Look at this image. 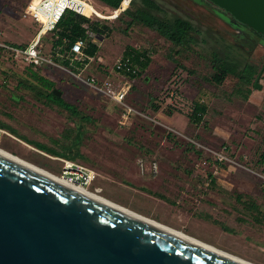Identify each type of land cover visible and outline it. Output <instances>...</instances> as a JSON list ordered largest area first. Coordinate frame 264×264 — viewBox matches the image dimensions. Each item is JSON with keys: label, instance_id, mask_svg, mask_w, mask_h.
I'll list each match as a JSON object with an SVG mask.
<instances>
[{"label": "rangeland", "instance_id": "1", "mask_svg": "<svg viewBox=\"0 0 264 264\" xmlns=\"http://www.w3.org/2000/svg\"><path fill=\"white\" fill-rule=\"evenodd\" d=\"M29 1L0 0V43L27 45L34 37L37 25L25 14ZM90 1L94 6L84 2L94 9L81 2L79 10L112 31L101 41L94 39L102 60L84 71L74 73L53 59L35 66L16 63L0 49V121L15 131L4 129L0 147L63 176L66 159L35 143L61 150L81 132L83 157L71 161L94 172L85 185L89 191L248 262L264 264V174L258 162L264 152V101L256 104L233 94L232 76L220 86L205 79L216 55L239 67L254 64L262 72L261 88H251L262 90L264 51L253 48L228 22L233 17L208 0H153L161 8L155 12L159 18L180 17L195 29L190 43L177 48L176 65L167 57L169 41L138 23L125 30L122 20L127 15L115 19L119 10L102 12L101 1ZM138 6L141 0H132L131 9ZM41 45V54L51 58L50 33ZM126 45L154 52L146 71L134 79L113 69ZM34 73L52 80L53 88L91 120L71 117L46 98H37L25 86L37 83ZM89 76L101 90L80 79ZM118 92L124 93L121 101L113 98ZM198 100L207 112L196 125L187 114ZM210 173L215 183L209 181ZM236 193L243 195L240 200Z\"/></svg>", "mask_w": 264, "mask_h": 264}, {"label": "water", "instance_id": "2", "mask_svg": "<svg viewBox=\"0 0 264 264\" xmlns=\"http://www.w3.org/2000/svg\"><path fill=\"white\" fill-rule=\"evenodd\" d=\"M208 1L264 35V0ZM0 264L247 263L0 151Z\"/></svg>", "mask_w": 264, "mask_h": 264}, {"label": "trees", "instance_id": "3", "mask_svg": "<svg viewBox=\"0 0 264 264\" xmlns=\"http://www.w3.org/2000/svg\"><path fill=\"white\" fill-rule=\"evenodd\" d=\"M105 6L100 7V11L109 12V10L115 9L118 7L121 0H99ZM132 2V1H131ZM131 2L121 12L115 19L121 18L122 15H127L128 19L122 20L125 23V30L132 28L135 24H141L148 28L149 30L155 31L161 37L170 42L171 47L170 52L167 57L173 61L176 65H180L178 60L175 58L174 54L179 53V47H185L192 40L191 33L195 31L193 25L190 21L180 18L173 17L172 19H161L155 12H160L161 8L153 0H141L142 6L131 9ZM109 9V10H108ZM92 17V16H91ZM91 17H86L84 15H79L71 10H66L60 16L56 23V27L52 31H47L41 35L39 39L38 48L41 52V40L47 34L51 35V46L50 53L51 58L59 65L70 69L74 73L78 71V68H81L84 64L87 63V66L94 62L96 55L99 53L100 45L95 43L94 39L97 38L101 41V38L106 37L111 31L112 28L109 25L103 24L99 21H93ZM104 19V18H102ZM114 20V19H113ZM35 23V22H34ZM38 29V24L36 23ZM34 34V36H35ZM82 39L84 41L83 51L86 55L94 57V60L89 62L86 60L84 62L73 60V52L71 51L72 44L77 40ZM14 46L24 48L26 45L7 43ZM176 48V49H174ZM2 50V48L0 47ZM154 52L149 47L146 48H136L130 45H126L122 56L129 58L130 62L134 65L140 67V73L126 75L130 79H134L143 74L148 68L149 64L152 61ZM212 60V73L205 77V79L215 85L220 86L228 76H232L236 79V86L233 89V94L240 96L244 100H248L249 95L251 94L254 84L256 74L258 73L257 67L251 63H245L243 66L239 67L234 61L227 59H222L213 55ZM47 58V57H46ZM34 79L37 83L25 84V86L32 90L37 98L44 97L50 103L60 107L61 109L68 112L71 117H79L85 121H90L91 119L83 115L77 106L73 103L66 101L62 97V92L60 96H57L53 93V87L55 83L52 80H49L42 75L33 74ZM263 80H264V71H263ZM43 86V91L39 86ZM263 101H264V84H263ZM203 101H193L190 113L187 114L189 122L199 125L204 122V117L207 112V106L202 103ZM154 108H157L154 106ZM0 127L3 129H8L10 133L15 132L7 124L0 121ZM80 141H81V132L76 131L74 138L69 144L61 145V150H56L49 146H46L41 143H35V145L45 152L52 153L54 155L60 156L66 160H74L79 157L82 158L80 153ZM258 162L261 163L262 169L261 172L264 174V152H261L259 155ZM209 181L215 183V178L210 173L208 175ZM157 197L165 200V196L161 194H155ZM243 196L240 193H236L235 197L239 200ZM250 202L251 208L254 210L257 209L256 205L252 202L251 199H247ZM218 223L217 221H214Z\"/></svg>", "mask_w": 264, "mask_h": 264}, {"label": "built area", "instance_id": "4", "mask_svg": "<svg viewBox=\"0 0 264 264\" xmlns=\"http://www.w3.org/2000/svg\"><path fill=\"white\" fill-rule=\"evenodd\" d=\"M83 1H87L89 4L93 5L90 0ZM131 1L132 0H121L118 7L112 10H119L120 14ZM81 4V0H30L26 6L25 14L28 15L33 22L38 24L35 36L24 48L1 42L0 47L2 51L16 63H26L34 66L39 65L43 61L51 63V60L44 57L38 48L41 35L47 31L54 30L58 19L66 10H71L79 15L90 17L79 10ZM83 46L84 41L82 39H77L72 44L71 51L74 54L73 60L80 62L87 60L89 63L94 60V57L86 55L83 51ZM95 59L98 61L102 60L100 56H96ZM86 66L87 63L81 68H78V72L84 71ZM113 69L122 76L140 73V67L132 64L129 58L123 57L122 55L114 61ZM80 79L89 85L97 86L95 83L96 79L93 76H89L85 79L80 77ZM96 88L99 90L102 89L98 86ZM123 96L124 93L118 92L113 98L117 101H121ZM3 133H6V131L0 127V136ZM156 168V164H153L152 169L156 170ZM65 169L67 171L64 176L81 186L89 184L94 178V172L91 169L83 165H78L70 160H65ZM69 170H72V172H69Z\"/></svg>", "mask_w": 264, "mask_h": 264}, {"label": "bare ground", "instance_id": "5", "mask_svg": "<svg viewBox=\"0 0 264 264\" xmlns=\"http://www.w3.org/2000/svg\"><path fill=\"white\" fill-rule=\"evenodd\" d=\"M81 2H82L83 4H85V5H87L88 7H90V6H89L87 3H85L83 0H81ZM86 2H87V1H86ZM88 7L85 6L84 8L89 9ZM90 8H91V7H90ZM91 9H94V8H91ZM89 10H90V9H89ZM80 11H82L83 13H85L83 10H80ZM92 12H93V11H92ZM85 14L88 15V16H90V15L87 14V13H85ZM90 17H91V16H90ZM99 18H100V17H99ZM0 151L3 152V153H5V154H8V155H10V156H12V157H14V158L20 160V161H23V162L28 163V164H30V165H32V166H35V167H37V168H39V169H41V170H43V171H45V172H47V173H49V174H51V175H53V176H55V177H57V178H59V179L65 181V182H67V183H70V184H72V185H74V186H76V187H78V188H80V189H82V190H84V191H87V192H89V193H91V194H93V195H95V196H97V197H99V198H102V199H104V200H106V201H108V202H110V203H113V204H115V205H117V206H119V207H121V208H123V209H126V210H128V211H130V212H132V213H134V214H137V215H139V216H141V217H143V218H145V219H148V220H150V221H152V222H155V223H157V224H159V225H161V226H164V227H166V228H168V229H171V230H173V231H175V232H178V233H180V234H183V235H185V236H187V237H189V238H191V239H193V240H195V241H197V242H199V243H201V244H203V245H205V246H207V247H209V248H212V249H214V250H216V251H218V252H221V253H223V254H225V255H228V256H230V257H232V258H235V259L240 260V261H242V262H245V263H247V264H254V263L248 262L247 260H245V259H243V258H241V257H239V256H236V255H234V254H232V253H229V252H226V251H224V250H221V249L217 248L216 246H213V245H211V244H209V243H206V242H204V241H202V240H199L198 238H195V237H193V236H191V235H188V234H186V233H183L182 231H180V230H178V229H175V228H173V227H171V226H168V225H165V224H163V223H161V222H159V221H156V220H154V219H152V218H150V217H147V216H145V215H142V214H140V213H137V212H135V211H133V210H131V209H129V208L123 206V205H120V204H118V203H116V202H113V201H111V200H109V199H107V198H105V197H103V196H101V195H99V194H97V193L91 192V191H89L87 188H85V186H81V185L76 184L73 180L67 178L66 176H64V175H63V176H62V175L60 176V175L54 174V173H52V172H49V171L45 170V169L42 168V167H39V166H37V165H35V164H33V163H31V162H29V161L23 159V158L18 157L17 155H15V154L9 152L8 150H6V149H4V148H2V147H0Z\"/></svg>", "mask_w": 264, "mask_h": 264}, {"label": "flooded vegetation", "instance_id": "6", "mask_svg": "<svg viewBox=\"0 0 264 264\" xmlns=\"http://www.w3.org/2000/svg\"><path fill=\"white\" fill-rule=\"evenodd\" d=\"M233 26L237 27L240 31L242 37L248 39L251 43V46L253 48L255 47H261V49L264 51V35L255 32L250 27L246 26L245 24H242L236 20L229 19V21ZM253 44V45H252Z\"/></svg>", "mask_w": 264, "mask_h": 264}, {"label": "crops", "instance_id": "7", "mask_svg": "<svg viewBox=\"0 0 264 264\" xmlns=\"http://www.w3.org/2000/svg\"><path fill=\"white\" fill-rule=\"evenodd\" d=\"M263 99V89L262 90H252L249 95L248 100L256 102V104H260Z\"/></svg>", "mask_w": 264, "mask_h": 264}]
</instances>
